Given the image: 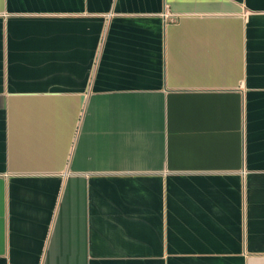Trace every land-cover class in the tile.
<instances>
[{
  "label": "crops",
  "instance_id": "1",
  "mask_svg": "<svg viewBox=\"0 0 264 264\" xmlns=\"http://www.w3.org/2000/svg\"><path fill=\"white\" fill-rule=\"evenodd\" d=\"M0 264H264V0H0Z\"/></svg>",
  "mask_w": 264,
  "mask_h": 264
},
{
  "label": "built area",
  "instance_id": "2",
  "mask_svg": "<svg viewBox=\"0 0 264 264\" xmlns=\"http://www.w3.org/2000/svg\"><path fill=\"white\" fill-rule=\"evenodd\" d=\"M164 16H168V15L166 14V15H164Z\"/></svg>",
  "mask_w": 264,
  "mask_h": 264
}]
</instances>
